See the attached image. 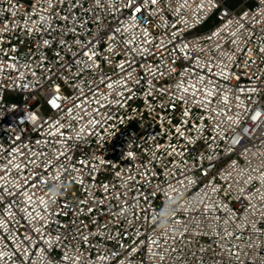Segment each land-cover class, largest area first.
<instances>
[{
	"label": "built area",
	"instance_id": "1",
	"mask_svg": "<svg viewBox=\"0 0 264 264\" xmlns=\"http://www.w3.org/2000/svg\"><path fill=\"white\" fill-rule=\"evenodd\" d=\"M227 1L0 0V264H264V0Z\"/></svg>",
	"mask_w": 264,
	"mask_h": 264
},
{
	"label": "rangeland",
	"instance_id": "2",
	"mask_svg": "<svg viewBox=\"0 0 264 264\" xmlns=\"http://www.w3.org/2000/svg\"><path fill=\"white\" fill-rule=\"evenodd\" d=\"M243 1H244V0H228V1H227V4H228L229 6L235 7V6L239 5L240 3H242ZM250 5H251V4H249V6H250ZM210 26H211L210 24L205 25V27L201 28V31L207 30ZM7 99H8V100H13V101H14V100H15V101H18V100H19L17 97H14V96H11V95H8V96H7Z\"/></svg>",
	"mask_w": 264,
	"mask_h": 264
}]
</instances>
